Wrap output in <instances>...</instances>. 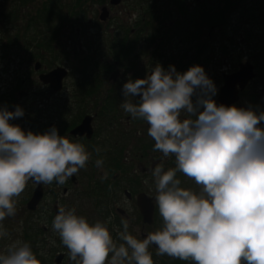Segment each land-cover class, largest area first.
Listing matches in <instances>:
<instances>
[{"label": "clouds", "instance_id": "1", "mask_svg": "<svg viewBox=\"0 0 264 264\" xmlns=\"http://www.w3.org/2000/svg\"><path fill=\"white\" fill-rule=\"evenodd\" d=\"M122 92L139 97L120 107L146 122L153 151L175 158V167L158 164L151 170L163 224L138 239L122 218L123 243L117 246L105 223L90 224L74 208L60 207L52 230L71 264H154L150 246L158 256L192 264H264V128L259 126L264 112L218 106L212 99L217 89L200 66L179 73L157 64L146 78L126 82ZM23 116L19 106L0 108V238L8 235L2 222L16 215L29 181L63 185L90 159L83 144L59 135L54 126L33 134L10 123ZM94 151L99 155L101 149ZM103 164V158L95 161L98 169ZM177 172L199 192L180 187ZM0 264L40 261L28 243L15 241L0 254Z\"/></svg>", "mask_w": 264, "mask_h": 264}, {"label": "flooded vegetation", "instance_id": "2", "mask_svg": "<svg viewBox=\"0 0 264 264\" xmlns=\"http://www.w3.org/2000/svg\"><path fill=\"white\" fill-rule=\"evenodd\" d=\"M155 1L67 0L60 3V0H53L51 6L57 10L56 16L58 14L63 19L58 38L63 34L61 40L65 43L91 48L93 52L78 60H67L65 57L64 60H55L48 68L40 64V72L62 66L65 75L59 89L40 83V87L45 89V104L43 109H37L36 106H41L43 102L37 103L33 99V105L39 112L34 114L32 127L41 129L33 134H44L54 126L59 135L83 144L90 153V159L86 167L70 177L65 184H40L41 197L34 210H27L25 204L35 183L29 181L19 197V217L16 218V224L10 223L8 227L21 231L28 219L40 227V237L46 246L42 250L46 255L43 264H55L57 256L59 260L56 264H71L67 248L52 230V221L60 207L74 208L75 214L85 217L90 224L97 221L105 223L117 246L123 243L118 238V232L123 231L122 218L129 221L128 231L138 239H143L142 234L151 233L148 229L153 223L158 220L163 222L156 207V192L151 176V170L163 164L160 157L162 153L153 151L154 141L147 134L146 122L133 120L120 107L125 100L133 103L139 100L138 96L124 97L122 88L129 80L146 78L150 73L149 70L144 72L149 60H159L155 56L151 57L148 52L151 37L163 42L164 46L170 36H177L180 41V36L194 39L195 34L191 29L196 26V16L190 11L195 12L194 4H181L180 0L178 5H172L175 15L170 9H165L163 13L153 14L151 18L150 11L156 6ZM194 1L197 3L198 0ZM83 12L88 14L84 20L80 19ZM109 47L121 49L120 56L109 54ZM124 54L126 60L122 59ZM183 55L175 54L178 60H184ZM196 56L197 52L193 53L191 60ZM99 60H106L107 68L101 69L98 66L94 72H90V67L83 65L85 61L97 63ZM23 78L20 85H24ZM15 94L16 100L11 108L18 105L26 113L31 106L25 101L27 106H24L17 99L28 98L27 91L17 90ZM10 123L17 125L18 121L11 120ZM95 148L101 149L99 155L94 151ZM100 158L104 160L103 169L95 166V161ZM172 159L174 162V157ZM163 167L166 170L165 164ZM145 180L149 182L147 186ZM139 203H152L150 224L142 221ZM8 219L2 222L5 229ZM148 250L155 264H166L174 260L166 255H156L155 246H150Z\"/></svg>", "mask_w": 264, "mask_h": 264}, {"label": "rangeland", "instance_id": "3", "mask_svg": "<svg viewBox=\"0 0 264 264\" xmlns=\"http://www.w3.org/2000/svg\"><path fill=\"white\" fill-rule=\"evenodd\" d=\"M66 1L67 0L65 1L60 0V3ZM150 1H154V0H150ZM170 1L171 0H159V1L156 0L155 1L156 6L154 10H156L158 13L160 12L163 13L165 9H170L175 15L176 14L175 9L172 6V2ZM257 1L258 0H239L237 3L240 4V7L233 6L232 8L224 11L221 25L215 26L212 29H209V26L207 27L206 25H202L201 28L197 29L196 28L198 25L197 22L200 21L197 15V13L199 12L197 3L194 0H184V1L181 0V4H185V5L190 3L194 4L193 8L195 12L192 10L190 11L193 12L196 16V20H195L196 26H194V29H191L192 32L195 34V38L185 39L180 36V38L182 39L180 41L179 37L170 36V38H168V40L165 41L166 44L164 46L163 51L165 52L164 55L167 56V58L173 57L175 56V54L178 53L184 54L183 57H185V59L182 60L183 67L180 73L186 72L192 66L202 67L204 69L206 76L214 83L217 91L222 83V78H221L222 73H226V72L229 73L236 70V65L239 62H243V61L250 62L253 65V71L255 72V76L252 80L248 82L246 87L241 92V95H239V99L232 106H236L237 108L251 109L255 111L257 114H259L260 112H264V67H262V64L260 65L259 60H256L255 58V52L257 51L256 48L253 47V44L255 42L254 40L255 37L264 36V26L257 24H254L253 26L251 25L252 26L251 28L253 29L252 30L253 37L251 41L249 40L246 41L244 37L245 9L253 8L252 4L256 3ZM45 2L46 4H50V1L48 0H31L30 2L27 3V6L32 7L31 9H28V11H31L37 6H41ZM223 4L224 2L222 1L219 3V5H223ZM83 14L84 15L80 17V19L82 18L84 20L86 19V16H88V14H85V12H83ZM158 16L161 17V15H157V17ZM254 32L256 33L254 34ZM62 35L57 41V44L63 47L62 51H60L61 47L58 46L55 47L56 51L53 52L51 58L56 57V60H64L65 58L67 60H78L79 58L83 57L85 54L91 55L90 52H93V49L91 48L85 49L84 47H78L76 45H73L71 44V42L65 43L64 41L61 40L63 38ZM72 51L74 53H72ZM169 51H172L173 53L171 54ZM196 52H197L196 58L194 60H191L192 54ZM18 54L23 57V60H30L27 64L28 65L27 70H25L26 69V66L24 64L25 61H22L19 64L20 61L16 60V55ZM55 54H58L59 57H57ZM9 55L11 56L10 58H14L15 60H9V61L0 60V94H5V95L8 94L9 93L8 91H10L13 86H14V91L22 90V89L27 91L28 98H25L23 100L21 99H17V100L18 103L27 106L24 103L25 101L29 106H31L30 107L31 109L26 111L28 113H24V115H27L28 117L17 118L19 119L17 125L25 132L31 131L32 133H35L36 131L41 130L34 128L36 126L34 127L32 126H33L34 114L39 112L37 111V109L44 108L45 95L43 91L45 89L40 87L41 84L36 79V72L32 70L31 66L34 60H40V59L38 58L34 59L31 57L26 58L27 56L26 52L23 53L21 50L18 49H15V51L11 50L9 52ZM99 61L98 62L101 64L106 63L105 62L106 60H99ZM166 61L168 60H149L144 72H147L148 70L151 71L152 68H154L157 64L161 65L165 70H167L169 66L166 65ZM120 70H122L123 72H128L126 69L124 70L120 69ZM133 71L136 72L137 70L133 69ZM176 71L178 72V69H176ZM21 76L24 77L23 78L24 85L22 84L20 85L17 83ZM248 95L253 96V102L251 105L247 103L249 101ZM215 96L212 97V99H214ZM33 99L37 100V103L43 102V104L41 106H36L37 107L36 109L35 105H33V101H34ZM39 99H43V101ZM193 102H195V97H193ZM256 106H258V109L256 108ZM180 118L184 119L185 116L182 114ZM41 120H44V118H42ZM259 126L261 128H264V122H262ZM160 157L162 158L161 162L165 164L166 170L175 167V160L174 162L172 161L173 160L172 156L168 158H164L162 157V155H160ZM176 178L181 181L180 187L182 186V188L184 189H190L194 192H199V188L195 185L194 181L188 179L183 174L177 172ZM19 205L20 204L18 198L16 203V215L13 217H8L9 219L7 220L8 222L7 227L8 224L10 223L16 224L17 221L16 218L19 217V211H20L18 209L20 207ZM162 224L163 222H160V220H158L155 223H153L148 230L150 232H155L156 230L162 227ZM11 227H8L7 228L8 230L6 229L8 235L6 237L0 238V254H6L7 248L12 243H14L15 241H21L19 237L18 229L15 227H13V229H10ZM135 236H137V234ZM42 241L44 242V240ZM153 258L154 257H152V259ZM185 264H190V263L186 262Z\"/></svg>", "mask_w": 264, "mask_h": 264}, {"label": "trees", "instance_id": "4", "mask_svg": "<svg viewBox=\"0 0 264 264\" xmlns=\"http://www.w3.org/2000/svg\"><path fill=\"white\" fill-rule=\"evenodd\" d=\"M30 1L31 0H0V60H15L14 58H10L9 52L18 49L23 53L26 52V58H38L43 67H50L56 60V57L51 58L53 52L56 51L55 47H61L57 44V41L61 32L60 27L63 19L58 14L56 16L57 10L53 9L51 6L53 0H48L50 4H46L45 2L41 6H37L31 11H28V9L32 8L31 6H27V3ZM221 1L224 2L223 5H219ZM238 1L239 0H198L197 5L199 12L197 15L200 21L197 22L198 25L196 28L199 29L202 25H206L207 27L209 26L210 29L221 25L224 11L233 6L239 7ZM170 2H172L173 6H176L180 0H171ZM252 5L253 8H247L244 12V37L246 41H251L253 37V29L251 27L254 24L264 26V0H258ZM154 8L155 7L150 11L151 18L153 14L158 13ZM255 33L256 32H254V34ZM254 40L253 47H255L257 51L255 52V58L259 60L260 65L262 64V67H264V36L255 37ZM161 44H163V42L156 41L151 37L149 40L148 52L151 57L155 56L159 58V60H167L164 56L165 52L163 51L164 44L163 47ZM62 48L63 47L60 48V51H62ZM107 49L109 54L120 56L119 53L121 49L118 50L113 47ZM55 55L59 57L58 54ZM125 56L126 54L122 56L123 60H126L124 58ZM176 58V56L170 57L168 61H166V65L174 66L180 73L182 71L183 61ZM16 60L20 61L19 64L25 61V70L28 69L27 64L30 60H23V57L19 54L16 55ZM83 65L89 66L90 72H94V69H97L98 66H100L101 69L107 68L106 63L101 64L94 61H92V63L85 61ZM21 77L17 82L18 84H20ZM8 92L9 93L6 95L0 94V108L6 107L8 111H15V108H11L16 99L14 86ZM239 95H241V93ZM248 96L249 101L247 103L251 105L253 96ZM256 108L258 109V106H256ZM26 117L28 116H23V118ZM18 120L19 119H14L13 121ZM24 225L21 231H19V237L22 242L28 243L31 246L36 258L40 261V264H43L46 255L42 251L45 248V243L42 241L43 239L40 238L41 229L39 226L33 225L29 219L24 222ZM186 262L192 264L190 261H181L179 259L167 261L166 264H185Z\"/></svg>", "mask_w": 264, "mask_h": 264}, {"label": "water", "instance_id": "5", "mask_svg": "<svg viewBox=\"0 0 264 264\" xmlns=\"http://www.w3.org/2000/svg\"><path fill=\"white\" fill-rule=\"evenodd\" d=\"M112 1V0H111ZM40 67V63L35 61L33 63V69L37 71ZM150 74V73H149ZM65 75V69L61 66H56L49 71L40 72L37 75V79L42 84H49L54 89L60 88L61 79ZM255 76L253 71V65L248 61L239 62L236 70L230 73H222V83L218 88L214 101L216 104L230 106L234 104L239 97V93L245 88L250 80ZM41 197L40 184H36L32 194L25 204L27 210H34L37 202ZM139 209L141 212L142 221L146 224H150L152 221V203L145 205V203H139ZM148 234H142L144 239ZM59 256L55 258V264L58 262Z\"/></svg>", "mask_w": 264, "mask_h": 264}]
</instances>
